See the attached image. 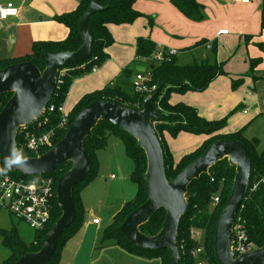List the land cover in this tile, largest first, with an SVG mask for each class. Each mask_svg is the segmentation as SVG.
<instances>
[{
    "label": "trees",
    "instance_id": "1",
    "mask_svg": "<svg viewBox=\"0 0 264 264\" xmlns=\"http://www.w3.org/2000/svg\"><path fill=\"white\" fill-rule=\"evenodd\" d=\"M77 1L78 4L73 11L54 17L56 21L64 24L69 29L68 35L64 40L35 41L29 54L16 59H0V69L10 64L29 61L39 70H42L46 52L56 53L76 50L82 43L77 21L86 11L91 0ZM93 1L103 9L91 14L87 20V28L91 36V54L80 65L63 68L64 71L59 77V82L51 100V103L56 106L63 104L69 87L75 78L83 74V71H90L92 67L100 66L106 60L107 53L104 49L113 42L108 26L110 24L132 23L136 18L142 16L141 13L133 8L136 0ZM169 2L188 19L201 20L203 7L197 1L169 0ZM260 24L264 28V4L261 8ZM154 46L155 44L149 38L138 37L134 62L145 63L150 73V84H156L154 92L157 91V95L153 100V105L155 111L160 114V118L154 121V126L163 150L167 180H172L212 142L226 139H234L241 142L248 152L250 175L247 190L237 213V221L243 225L245 243H249L251 249L264 246V148L258 150L259 139L256 137H244L242 129L227 132L225 131V118L208 120L200 116L194 107L183 102L173 103L170 101L172 94L203 91L216 76L225 74L222 64L209 62L206 59L191 64H183L177 61L176 55L171 56L168 60L155 62L151 59ZM135 73L132 67L127 65L120 71L118 81L82 95L67 112L69 123L82 107L93 101H108L122 107L141 109L146 95L135 91L132 83ZM10 96L11 93L0 94V109ZM59 116V114L55 113L52 117V122L54 123ZM65 131L66 129L56 132L53 145L63 137ZM163 132H167L171 137H176L180 132L201 135L203 136V141L194 150L184 154L175 161L163 139ZM111 135L121 139L126 156L133 162L130 180L136 185L137 191L134 198L126 201L112 217L111 222L103 231V240H111L114 244L123 247L131 254H155L160 258V264H171V252L168 248L158 250L140 249L130 243L119 232V225L123 219L146 199L143 184L146 157L142 148L137 146L136 140L131 135L103 120H99L92 129L91 134L83 140V146L89 157L91 167L86 177L72 190L75 207L74 220L58 237L53 254L44 264H58L64 242L81 229L84 211L76 189L79 187L81 190L95 176L97 163L94 153L106 146L107 140ZM20 140V134H18L15 141L18 152L22 156L34 157L48 150H26L19 147ZM70 167L71 163L67 161L46 174L53 179L55 193L52 200L51 216L43 228L33 230V238L30 242H24L17 228L13 225L8 230H0L1 242L9 250V255L2 261V264H13L22 252H34L40 249L45 234L61 213L56 201L57 180ZM5 170L13 176H23L7 168ZM233 177L234 167L229 165L227 158H222L211 165L206 173H202L197 179L192 180L188 184L185 193L187 210L179 219L176 233L179 253L177 264H195L196 257L191 254V250L198 246H202L205 251L208 257V264H217L213 254L214 228L230 192ZM253 184L255 189L250 190ZM213 197H218L219 201L213 203ZM164 218L165 212L160 208L145 223L139 226V230L145 235L153 236L160 230ZM191 230H200L203 235L202 241L197 242L193 239L190 235Z\"/></svg>",
    "mask_w": 264,
    "mask_h": 264
},
{
    "label": "water",
    "instance_id": "2",
    "mask_svg": "<svg viewBox=\"0 0 264 264\" xmlns=\"http://www.w3.org/2000/svg\"><path fill=\"white\" fill-rule=\"evenodd\" d=\"M102 9L91 0L78 19L77 27L82 43L76 50L46 52L42 70L29 61L0 69V94L11 93L0 109V161L4 167L22 175H42L64 162L71 163V167L56 183L60 216L45 234L40 249L22 252L13 264H44L53 254L58 237L74 220L72 190L86 177L91 167L83 140L91 134L99 120L126 131L136 140L146 157V169L143 173L146 199L119 225V232L130 243L140 249L168 248L171 252V264H177L179 253L176 233L179 219L187 210V186L202 173H206L216 161L227 158L229 165L234 167V177L214 228V258L217 264H264V246L236 257H233L231 250L232 225L247 190L250 175V160L245 146L234 139L216 140L206 146L172 180H167L163 150L154 126V121L160 118L153 105L157 91L145 96L141 109L122 107L108 101L90 102L74 116L63 137L44 153L26 157L16 150L18 127L30 125L40 116L54 95L60 70L83 63L90 56L91 36L87 20L91 14ZM13 153L17 156L14 157ZM160 208L165 212L160 230L153 236L145 235L139 230V226Z\"/></svg>",
    "mask_w": 264,
    "mask_h": 264
},
{
    "label": "crops",
    "instance_id": "3",
    "mask_svg": "<svg viewBox=\"0 0 264 264\" xmlns=\"http://www.w3.org/2000/svg\"><path fill=\"white\" fill-rule=\"evenodd\" d=\"M8 1L18 12L0 21V59H16L29 54L35 41L64 40L69 29L54 17L73 11L78 4L77 0H0V4ZM195 1L203 7L199 21L185 17L169 0H136L133 8L142 16L132 23L108 26L113 42L104 49L106 60L90 71H83L72 81L63 102L65 111L68 112L85 93L118 81L125 66H131L135 72L146 70L145 63L134 62L136 40L145 37L155 45L176 49V57L182 56L185 60L183 64L204 59L221 63L225 74L216 76L203 91L172 94L170 101L188 104L208 120L225 118V131L242 129L244 136L249 124L264 115V28L260 24L264 0ZM138 65L144 66L143 69L136 68ZM162 136L175 161L203 141V136L186 132L176 137L163 132ZM110 137L106 146L94 153L97 172L81 191L109 173L115 180L117 177L112 172L122 175L120 180L126 179L122 171L126 156L123 143L114 136L120 140L121 147ZM128 197L124 196L113 216L129 201ZM92 219H88L85 229L99 224L92 223ZM85 229L78 231L77 238Z\"/></svg>",
    "mask_w": 264,
    "mask_h": 264
},
{
    "label": "built area",
    "instance_id": "4",
    "mask_svg": "<svg viewBox=\"0 0 264 264\" xmlns=\"http://www.w3.org/2000/svg\"><path fill=\"white\" fill-rule=\"evenodd\" d=\"M247 1L242 0V2ZM17 12L18 9L12 2L8 1L0 4V21L16 16ZM177 52L174 48L156 44L151 59L155 62L168 60L171 56L176 55ZM63 71L64 69L60 70L59 77ZM59 77L57 83L59 82ZM132 83L135 91L146 96L151 95L156 90V84H150V73L147 69L136 72ZM51 100L32 124L18 127L16 136L20 134L19 147L30 151L49 149L53 146L56 132L67 129L69 121L63 104L56 106L51 103ZM55 113L60 116L53 123L52 117ZM15 148L18 151L16 141ZM30 177L28 178V175H23L22 177L13 176L5 170L4 165L0 161V211L4 210L11 216L24 221L33 230H39L48 223L51 216L52 200L55 196L53 179L46 174L31 175ZM254 189L255 185L253 184L250 190ZM212 199L213 203L219 201L218 197H213ZM237 216L236 214L232 225L231 250L233 257L251 250L250 244L245 243L243 225L237 221ZM92 223L97 224L98 220L93 218ZM190 235L197 242L202 241L203 235L200 230H191ZM191 254L196 257L195 264H208V257L202 246L192 249Z\"/></svg>",
    "mask_w": 264,
    "mask_h": 264
},
{
    "label": "rangeland",
    "instance_id": "5",
    "mask_svg": "<svg viewBox=\"0 0 264 264\" xmlns=\"http://www.w3.org/2000/svg\"><path fill=\"white\" fill-rule=\"evenodd\" d=\"M177 61L185 63L182 56H178ZM144 66L138 65L136 68L141 70ZM238 111L240 112V110ZM244 136L248 138L257 137L259 139L258 150L264 148V115L254 119L249 124ZM110 139L111 141L115 140L122 147L118 138L111 136ZM123 161L122 171H124L125 180H120L119 176L122 175L118 172H112L117 177L115 180L110 178L109 175L111 173H109L106 177H102L97 183H92L83 191L79 187L76 189L78 190L81 205L84 207L82 231L85 229L88 219L96 218L99 224H91L88 229H85L83 233L81 232L79 238H77V233H79L77 232L75 237L67 239L60 251L58 264H160V258L155 254H131L123 247L114 244L111 240H103V231L111 222L112 216L124 196H129L128 198L132 199L137 191L136 185L130 180L133 162L126 156H124ZM30 176L28 175V178H31ZM113 181L117 182L113 183ZM88 212H90V215ZM12 225L17 228L24 242L28 243L32 240V228L6 211H0V230H8ZM1 240L0 234V264L9 255L8 248L2 244Z\"/></svg>",
    "mask_w": 264,
    "mask_h": 264
},
{
    "label": "clouds",
    "instance_id": "6",
    "mask_svg": "<svg viewBox=\"0 0 264 264\" xmlns=\"http://www.w3.org/2000/svg\"><path fill=\"white\" fill-rule=\"evenodd\" d=\"M13 156H14V157H16V156H17V154H16V153H13Z\"/></svg>",
    "mask_w": 264,
    "mask_h": 264
}]
</instances>
